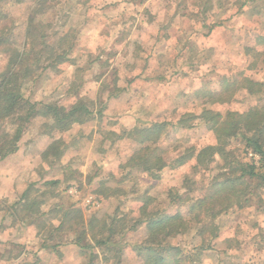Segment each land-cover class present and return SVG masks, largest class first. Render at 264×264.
Returning <instances> with one entry per match:
<instances>
[{
	"label": "clouds",
	"instance_id": "9594fccd",
	"mask_svg": "<svg viewBox=\"0 0 264 264\" xmlns=\"http://www.w3.org/2000/svg\"><path fill=\"white\" fill-rule=\"evenodd\" d=\"M0 41V264H264V0H0Z\"/></svg>",
	"mask_w": 264,
	"mask_h": 264
},
{
	"label": "trees",
	"instance_id": "16d2710c",
	"mask_svg": "<svg viewBox=\"0 0 264 264\" xmlns=\"http://www.w3.org/2000/svg\"><path fill=\"white\" fill-rule=\"evenodd\" d=\"M2 42H3V41H0V43H2ZM153 256H157V254L154 253V252H153V253H150V255H149V259L151 260V258H152ZM165 256H166V253H161V254H159V255H158V259H156V260L153 262V264H168V262H167Z\"/></svg>",
	"mask_w": 264,
	"mask_h": 264
}]
</instances>
